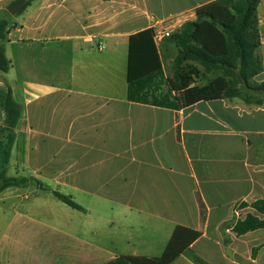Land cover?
I'll return each instance as SVG.
<instances>
[{"label": "crops", "instance_id": "obj_1", "mask_svg": "<svg viewBox=\"0 0 264 264\" xmlns=\"http://www.w3.org/2000/svg\"><path fill=\"white\" fill-rule=\"evenodd\" d=\"M212 1L33 0L1 16L11 68L0 85L22 106L9 170L29 169L35 182L0 192V264L160 259L178 228L201 236L170 264H240L236 244L219 238L259 236H237L233 226L255 212L240 204L264 200V93L254 95L259 104L223 98L180 110L127 97L130 36L169 19L193 21ZM260 7L264 0L257 83ZM55 190L85 213L54 212ZM76 194L100 210L91 213Z\"/></svg>", "mask_w": 264, "mask_h": 264}, {"label": "trees", "instance_id": "obj_2", "mask_svg": "<svg viewBox=\"0 0 264 264\" xmlns=\"http://www.w3.org/2000/svg\"><path fill=\"white\" fill-rule=\"evenodd\" d=\"M32 1L28 0L23 10ZM260 3L261 0H215L198 7L195 20L185 22L167 38L179 48L175 58L178 70L173 80L165 78L153 29L132 34L129 38L128 100L174 110L187 108L200 101L223 98H238L247 104L263 103L261 100L254 101L255 94L264 93V82H254V78L263 71L258 53L261 46ZM4 14L10 16L7 11ZM8 27V21H0V41L6 39ZM186 62L197 63L207 73L219 72L220 76L208 85H196L190 74L180 70ZM10 68L5 46L0 43V71L6 73ZM21 116L22 106L15 100L10 86L1 84L0 192L11 187H26L35 182L34 178L8 176L16 128ZM54 196L72 209L85 211L71 196L58 191H54ZM244 207H251L255 212L247 213L244 219L235 223L233 232L237 236L264 229V200L240 204V208ZM200 209L201 223L204 224L205 206L201 201ZM200 236L199 232L178 228L160 259H126L133 264H170Z\"/></svg>", "mask_w": 264, "mask_h": 264}, {"label": "rangeland", "instance_id": "obj_3", "mask_svg": "<svg viewBox=\"0 0 264 264\" xmlns=\"http://www.w3.org/2000/svg\"><path fill=\"white\" fill-rule=\"evenodd\" d=\"M16 0L10 1H0V18L3 16L4 12L7 11L6 7L15 3ZM262 6V5H261ZM10 15V14H9ZM11 17V15L9 16ZM260 17L264 18V9L260 7ZM262 31L263 28H262ZM159 48L162 51V58L164 62V75L167 80H173L175 74L178 70V66L175 62V58L179 53V48L172 42H169L167 39L163 40L159 44ZM183 72L190 74L191 79L193 80L194 84L199 86L208 85L210 81L220 76L219 72H211L207 73L203 68H201L197 63L193 62H186L181 69ZM1 72V71H0ZM194 73V75H192ZM30 175L29 169H26L25 172H21L19 176L28 177ZM8 176L10 177H17V172L15 167L9 170ZM61 193L62 190H55ZM51 200H54L53 204H49V207L54 205L55 211L57 214H71V215H82L85 213L84 211H78L72 209L71 207L67 206L60 200L55 197H51ZM76 201L83 203L85 207L89 208L91 213L98 212L100 210V206L95 205L94 203L90 202L88 197L82 194H76ZM234 222V221H232ZM231 222V223H232ZM226 234V233H225ZM259 236H250V237H243L240 240H236L235 242L231 239V235L229 236H220L219 241L223 243V241H227L229 243H235V248L239 249V260L240 264H252V260L255 259L257 264H264V247H262L257 253L255 254L254 248L257 246H261L264 243V229L258 231ZM226 242V243H227ZM225 244V242H224ZM225 248V246H224ZM256 264V263H255Z\"/></svg>", "mask_w": 264, "mask_h": 264}, {"label": "built area", "instance_id": "obj_4", "mask_svg": "<svg viewBox=\"0 0 264 264\" xmlns=\"http://www.w3.org/2000/svg\"><path fill=\"white\" fill-rule=\"evenodd\" d=\"M182 27V22L176 19H169L161 24L155 25L152 29L154 31V42L160 44L163 40L169 38L175 31ZM98 50H103V44L97 45Z\"/></svg>", "mask_w": 264, "mask_h": 264}, {"label": "water", "instance_id": "obj_5", "mask_svg": "<svg viewBox=\"0 0 264 264\" xmlns=\"http://www.w3.org/2000/svg\"><path fill=\"white\" fill-rule=\"evenodd\" d=\"M27 2L28 0H18L15 3L7 6L6 10L10 15L15 16L23 10Z\"/></svg>", "mask_w": 264, "mask_h": 264}]
</instances>
